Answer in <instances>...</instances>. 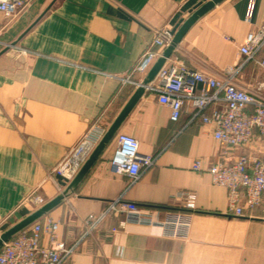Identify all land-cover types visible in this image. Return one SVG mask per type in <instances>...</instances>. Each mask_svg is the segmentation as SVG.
Returning <instances> with one entry per match:
<instances>
[{
	"label": "crops",
	"instance_id": "crops-1",
	"mask_svg": "<svg viewBox=\"0 0 264 264\" xmlns=\"http://www.w3.org/2000/svg\"><path fill=\"white\" fill-rule=\"evenodd\" d=\"M206 1L32 0L13 19L0 12V233L39 206L36 195L47 201L68 184L53 168L89 129L107 128L118 114L136 87L124 79L150 47L154 29L167 25L175 33ZM247 5L222 1L194 24L171 59L212 75L242 62L240 46L264 23V0L249 21ZM235 80L264 94V68L255 60L244 62ZM120 132L138 138L141 153L155 163L134 182L113 173L116 135L75 193L40 220L59 221L60 238L73 244L85 218L120 195L164 219L184 209L180 195L191 191L189 236L168 237L160 225L121 227L123 216L111 215L80 239L66 264H264V203L245 208V216L231 214L228 189L208 172L220 159L264 153V136L256 131L248 145L228 147L194 117L188 101L174 121L151 89Z\"/></svg>",
	"mask_w": 264,
	"mask_h": 264
},
{
	"label": "built area",
	"instance_id": "built-area-1",
	"mask_svg": "<svg viewBox=\"0 0 264 264\" xmlns=\"http://www.w3.org/2000/svg\"><path fill=\"white\" fill-rule=\"evenodd\" d=\"M32 0H0V12L13 19ZM257 0H248L246 19L251 20ZM174 31L165 25L154 29L150 47L141 55L128 76L124 79L137 86L140 80L134 75H144L162 50L171 42ZM264 46V23L248 32L240 53L244 60L226 69L222 75H212L186 65L179 59H168L151 86L158 101L170 108V117L177 121L184 109L185 101L193 107L194 117L203 124L212 126V135L228 147L248 145L257 134L264 136V94L237 83L235 75L248 60H255L264 68V56L258 57ZM202 88L198 90V85ZM264 90V85L260 86ZM106 127L98 125L89 129L72 146L53 168V172L70 181L78 172L92 149L101 139ZM117 150L111 160L115 174H126L131 182L155 163V156L141 153L140 142L135 136L117 134ZM194 169H201L196 160ZM215 184L228 189V207L231 214L245 216V208L258 207L264 203V153H241L230 161L220 159L208 168ZM183 208L169 211L164 219L155 218L151 210L141 208L137 202L123 195L109 201L99 213L88 215L84 220L85 231L81 238L97 228L111 215H122L119 226L128 223L160 225L164 235L186 239L190 233L191 210L196 208V195L184 191ZM38 205L46 201L41 195L34 198ZM60 222L45 217L20 232L0 248V264H66L79 246L80 239L67 244L59 236ZM47 237V240H44Z\"/></svg>",
	"mask_w": 264,
	"mask_h": 264
},
{
	"label": "water",
	"instance_id": "water-1",
	"mask_svg": "<svg viewBox=\"0 0 264 264\" xmlns=\"http://www.w3.org/2000/svg\"><path fill=\"white\" fill-rule=\"evenodd\" d=\"M224 0H207L200 7H198L193 13H191L187 19L181 24V26L174 33L171 42L162 50L161 54L154 61L150 69L143 75L134 91L122 106L118 114L112 120V122L106 128L103 136L92 149L78 172L68 182V184L54 197L45 201L26 216L14 222L2 233H0V248L3 244L9 241L11 238L29 228L32 224L48 215L62 203H64L68 197L75 193L79 185L86 178L92 167L98 161L102 153L106 150L112 140L115 138L121 127L129 117L133 109L138 105L143 96L151 88L152 84L156 80L159 71L166 64L169 58L176 52L179 44L187 34V32L196 24L203 16L215 8ZM17 41H14L11 46H15ZM8 45V47H11Z\"/></svg>",
	"mask_w": 264,
	"mask_h": 264
},
{
	"label": "rangeland",
	"instance_id": "rangeland-1",
	"mask_svg": "<svg viewBox=\"0 0 264 264\" xmlns=\"http://www.w3.org/2000/svg\"><path fill=\"white\" fill-rule=\"evenodd\" d=\"M27 8V7H26ZM14 220H15V217H14Z\"/></svg>",
	"mask_w": 264,
	"mask_h": 264
}]
</instances>
